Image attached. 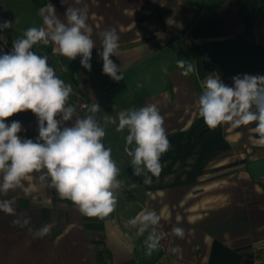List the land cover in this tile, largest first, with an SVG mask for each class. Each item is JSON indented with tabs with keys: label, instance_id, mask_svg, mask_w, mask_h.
<instances>
[{
	"label": "crops",
	"instance_id": "1",
	"mask_svg": "<svg viewBox=\"0 0 264 264\" xmlns=\"http://www.w3.org/2000/svg\"><path fill=\"white\" fill-rule=\"evenodd\" d=\"M48 4L62 22L70 4L87 8L97 46L91 71L79 56L69 61L56 54L51 43L32 50L47 56L56 75L72 85L74 118L88 114L90 104L100 106L103 143L111 148L122 186L115 210L103 220L61 200L39 173L30 181L36 188L31 194L17 189L0 195L13 200L15 209V215L0 211V264H250L255 248L264 247V146L256 142L254 123L209 128L197 101L208 75H218L228 86L235 76L264 75V0H0V23H13L0 33L6 38L0 52H9L28 28L43 26ZM169 18L183 27L168 25ZM110 28L119 35L118 57L110 59L120 66V81L102 73L98 55L99 33ZM178 59L192 62L199 75H181ZM83 101L88 104L80 108ZM148 104L164 117L171 145L150 186L133 175L124 151L127 130L117 132L112 123L120 111ZM13 121L22 125V138L37 137V118L30 110L5 120ZM145 209L157 212L158 231L166 233L150 255L148 233L137 236L128 225ZM24 218L30 223H13ZM45 225L49 233L36 236ZM175 227L183 228L182 239L173 233Z\"/></svg>",
	"mask_w": 264,
	"mask_h": 264
},
{
	"label": "clouds",
	"instance_id": "2",
	"mask_svg": "<svg viewBox=\"0 0 264 264\" xmlns=\"http://www.w3.org/2000/svg\"><path fill=\"white\" fill-rule=\"evenodd\" d=\"M61 2L68 3V0ZM64 17L66 22L48 4L43 26L28 28L22 37L12 41L9 52H0V195L6 196L17 189L31 194L36 188L30 181L33 174L39 173L40 181L54 189L61 200L70 201L86 217L103 220L116 208V192L122 181L118 179L120 169L112 158L111 148L103 143L106 131L97 117L100 106L96 102L90 104L88 114L74 118L77 109L69 103L72 85L56 75L47 56L32 50L38 43H51L56 54L69 61L79 56L81 66L91 71L92 49L97 46L87 23V8L70 4ZM166 23L183 27L170 18ZM12 27L11 21H3L0 33ZM99 36L102 73L113 81H120L123 79L120 66L110 59L118 57L119 35L110 28ZM0 41L6 42V38L0 35ZM176 65L183 76L199 75L190 61L178 59ZM232 80V86H228L218 75H208L198 97V114L209 128L224 122H231L234 127L254 123L256 142L264 146V75L244 74ZM26 110L37 118L35 139L18 135L22 131L20 122H5L6 118ZM112 123L117 132L127 130L124 151L131 158L133 175L142 177V183L150 186L153 178L160 176L161 157L171 146L158 107L148 104L122 110ZM25 182H29L27 186ZM13 204V200H0V211L15 215ZM160 219L155 210L145 209L128 221L137 236L148 233L146 254L156 250L166 236L158 231ZM13 223L24 226L30 219ZM49 231L50 226L45 225L35 235L43 237ZM172 231L177 237H184L183 228L175 227Z\"/></svg>",
	"mask_w": 264,
	"mask_h": 264
},
{
	"label": "built area",
	"instance_id": "3",
	"mask_svg": "<svg viewBox=\"0 0 264 264\" xmlns=\"http://www.w3.org/2000/svg\"><path fill=\"white\" fill-rule=\"evenodd\" d=\"M144 23L146 20L143 21ZM87 102H80L79 107L84 108L87 106ZM250 264H264V247L255 248L254 256L250 262Z\"/></svg>",
	"mask_w": 264,
	"mask_h": 264
},
{
	"label": "rangeland",
	"instance_id": "4",
	"mask_svg": "<svg viewBox=\"0 0 264 264\" xmlns=\"http://www.w3.org/2000/svg\"><path fill=\"white\" fill-rule=\"evenodd\" d=\"M237 153V152H236Z\"/></svg>",
	"mask_w": 264,
	"mask_h": 264
}]
</instances>
